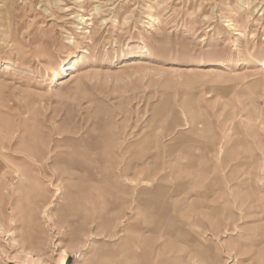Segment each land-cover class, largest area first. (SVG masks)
<instances>
[{
  "label": "rangeland",
  "instance_id": "1",
  "mask_svg": "<svg viewBox=\"0 0 264 264\" xmlns=\"http://www.w3.org/2000/svg\"><path fill=\"white\" fill-rule=\"evenodd\" d=\"M0 264H264V0H0Z\"/></svg>",
  "mask_w": 264,
  "mask_h": 264
},
{
  "label": "bare ground",
  "instance_id": "2",
  "mask_svg": "<svg viewBox=\"0 0 264 264\" xmlns=\"http://www.w3.org/2000/svg\"><path fill=\"white\" fill-rule=\"evenodd\" d=\"M251 13L253 14L254 12L252 11ZM88 20H90V19L86 18V17H83V16H79V20L78 21H80L83 24H87ZM75 69H76L75 67H73L71 65H68V68H67L68 71L69 70H75ZM75 74H76V72L72 73V78L75 77ZM56 77H57V74L55 73L54 78H56Z\"/></svg>",
  "mask_w": 264,
  "mask_h": 264
}]
</instances>
